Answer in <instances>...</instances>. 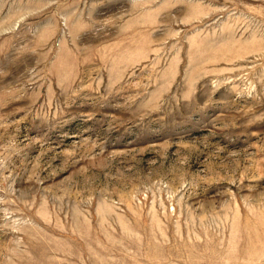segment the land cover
Wrapping results in <instances>:
<instances>
[{
  "label": "rangeland",
  "instance_id": "1",
  "mask_svg": "<svg viewBox=\"0 0 264 264\" xmlns=\"http://www.w3.org/2000/svg\"><path fill=\"white\" fill-rule=\"evenodd\" d=\"M0 264H264V0H0Z\"/></svg>",
  "mask_w": 264,
  "mask_h": 264
},
{
  "label": "bare ground",
  "instance_id": "2",
  "mask_svg": "<svg viewBox=\"0 0 264 264\" xmlns=\"http://www.w3.org/2000/svg\"><path fill=\"white\" fill-rule=\"evenodd\" d=\"M157 12H158V10H157ZM158 13H159V12H158ZM140 24H141V23H140ZM141 25H142V24H141ZM140 27H141V26H140ZM143 27H144V26H143ZM129 46H130V45H129ZM103 61H105L104 58L101 59V62H103ZM82 62H83V63H82ZM82 62H81V63H82V65H84L85 68H87V66L91 64V63H88V64L85 65V62H86L85 60H83ZM89 62H91V60H90ZM105 66H106V65H105Z\"/></svg>",
  "mask_w": 264,
  "mask_h": 264
}]
</instances>
